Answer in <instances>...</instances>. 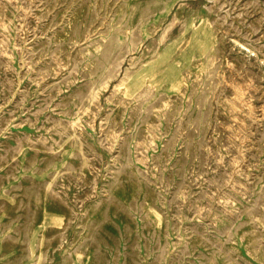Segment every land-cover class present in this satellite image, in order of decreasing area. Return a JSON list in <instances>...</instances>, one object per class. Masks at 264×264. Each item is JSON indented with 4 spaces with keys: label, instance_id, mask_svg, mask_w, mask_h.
<instances>
[{
    "label": "rangeland",
    "instance_id": "374dc122",
    "mask_svg": "<svg viewBox=\"0 0 264 264\" xmlns=\"http://www.w3.org/2000/svg\"><path fill=\"white\" fill-rule=\"evenodd\" d=\"M0 264H264V0H0Z\"/></svg>",
    "mask_w": 264,
    "mask_h": 264
}]
</instances>
